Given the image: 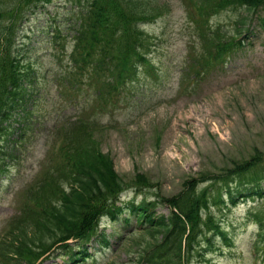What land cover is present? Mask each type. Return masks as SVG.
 <instances>
[{"label":"rangeland","instance_id":"1","mask_svg":"<svg viewBox=\"0 0 264 264\" xmlns=\"http://www.w3.org/2000/svg\"><path fill=\"white\" fill-rule=\"evenodd\" d=\"M159 2L169 12L145 26L154 40L150 59L158 80L142 71L134 87L136 90L130 92L131 87H128L124 97L119 96L113 115L102 117V122L110 126L94 136L100 149L113 159L115 170L127 188L137 181V174L152 181L153 187L138 196L131 188L126 190L123 198L129 200L136 197L140 200L144 196L172 197L190 178L202 180L204 173L221 174L232 168L233 161L249 160L256 150L264 158V29L259 20L251 15L248 26L253 30L251 43L247 39L245 47L231 54L223 68L211 72L196 89L182 94L178 93V88L190 38L185 2ZM70 9L67 0H53L44 10L28 15L20 35L25 43L23 50L28 52L27 60L49 67L52 58L48 56L51 49L47 31L54 19L52 16L56 12V19L66 26L63 20ZM259 14L264 17V10ZM233 19V13L225 12L214 21L229 27ZM38 73L42 78L46 72L41 68ZM50 85H54V81ZM85 101L83 98V103ZM55 102L54 96L42 100L37 108L41 114L39 125L28 133L22 153L11 162L14 165L9 179L0 188V231L17 212L14 191L35 180L45 161L52 144L49 133L56 124ZM65 114L70 115L68 111ZM223 194L225 205L212 206V211L229 239L215 237L214 250L206 245L200 249L206 250L204 257L195 256L193 264H255L251 247L258 227L248 214L259 200L240 199L233 205L227 192ZM158 212L168 214L169 208L160 206ZM107 232L114 234L113 227ZM112 244L108 257L116 259L117 264L124 263L126 256L122 250H116L115 237ZM99 257L98 264H105L108 257ZM257 263L263 264L261 260Z\"/></svg>","mask_w":264,"mask_h":264},{"label":"trees","instance_id":"2","mask_svg":"<svg viewBox=\"0 0 264 264\" xmlns=\"http://www.w3.org/2000/svg\"><path fill=\"white\" fill-rule=\"evenodd\" d=\"M9 10H4L5 2ZM52 0H0V124L7 113L18 104L26 101L23 82L27 74L23 71V62L15 55L14 43L18 23L5 25L4 17L10 15L13 20L26 16L27 12L38 4H47ZM78 7L83 4L80 24V38L83 44V76L87 78L96 66L110 67L112 70L122 64L123 72L129 69L137 71L146 57V47L152 38L141 29V24L151 22L165 15L168 10L159 0H69ZM196 3L206 17L211 18L224 10H235V21L231 22L229 32L219 25L206 37L209 50L215 63L233 50L236 38L246 29L250 13L264 8V0H191ZM241 12H246L241 15ZM264 25V19L261 20ZM231 34V35H230ZM203 50H205L203 48ZM133 58L129 68L125 59ZM209 62V58H207ZM135 69V70H134ZM83 78V88L85 79ZM88 81V80H87ZM106 87H115L113 82H105ZM9 105L5 106V103ZM68 124L64 136L67 165L53 169L43 181L28 193L31 205L23 209L21 216L11 224L9 233L0 245V264L5 259L17 264H35L55 246L69 239H86L97 228L102 214L113 208L126 184L114 168L111 157L99 151L92 134L97 128L95 121H80ZM83 132V141L81 134ZM80 135V137H79ZM254 157L245 163L234 162V168L225 172L220 179L226 182L232 179L253 175L260 160ZM227 173V174H226ZM137 186L147 187L148 180L137 176ZM199 181L186 182L185 189L177 196L168 199L149 201L143 199L138 206L127 205L137 212L139 219L148 224L136 236L140 239L137 250L138 263L175 264L183 259L189 264L198 239L206 235V230H219L211 217L204 222L202 215L209 208L208 191H199ZM220 201L219 197L215 198ZM167 204L171 216L156 217L154 209L158 204ZM121 208H118L120 210ZM204 216V215H203ZM173 259L175 261H173ZM175 262V263H174Z\"/></svg>","mask_w":264,"mask_h":264}]
</instances>
